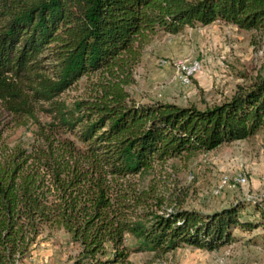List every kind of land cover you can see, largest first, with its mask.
I'll use <instances>...</instances> for the list:
<instances>
[{
    "label": "trees",
    "instance_id": "trees-1",
    "mask_svg": "<svg viewBox=\"0 0 264 264\" xmlns=\"http://www.w3.org/2000/svg\"><path fill=\"white\" fill-rule=\"evenodd\" d=\"M215 21L264 37V0H0V264H23L59 228L77 245L68 264L215 251L259 227L250 239L264 244V199L245 215L248 201L160 209L144 186L155 166L264 129V73L203 107L123 88L154 34ZM91 75L84 95L62 97Z\"/></svg>",
    "mask_w": 264,
    "mask_h": 264
},
{
    "label": "rangeland",
    "instance_id": "rangeland-1",
    "mask_svg": "<svg viewBox=\"0 0 264 264\" xmlns=\"http://www.w3.org/2000/svg\"><path fill=\"white\" fill-rule=\"evenodd\" d=\"M193 62L200 67L184 82L177 66ZM129 72L123 88L135 101L212 105L264 73V37L222 21L196 24L177 34L158 32L143 46ZM95 78L83 77L62 97L79 98ZM28 135L18 129L11 138ZM144 182L161 197L160 209L179 206L212 211L248 201L242 211L245 215L252 210L251 201L264 199V129L250 138L155 166ZM153 208L160 211L156 204ZM261 230L256 228L249 236ZM250 237L215 251L185 246L162 256L143 252L129 258L138 264H264V244ZM76 252L77 245L63 229L45 230L23 264H68Z\"/></svg>",
    "mask_w": 264,
    "mask_h": 264
},
{
    "label": "bare ground",
    "instance_id": "bare-ground-1",
    "mask_svg": "<svg viewBox=\"0 0 264 264\" xmlns=\"http://www.w3.org/2000/svg\"><path fill=\"white\" fill-rule=\"evenodd\" d=\"M177 67H179V70L182 72L183 81L188 82L190 74L196 71L200 67V64L198 62H193L190 65L184 63Z\"/></svg>",
    "mask_w": 264,
    "mask_h": 264
}]
</instances>
